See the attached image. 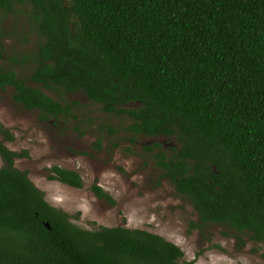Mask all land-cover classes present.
<instances>
[{"label": "trees", "instance_id": "obj_1", "mask_svg": "<svg viewBox=\"0 0 264 264\" xmlns=\"http://www.w3.org/2000/svg\"><path fill=\"white\" fill-rule=\"evenodd\" d=\"M24 3L44 40L26 76L0 62V90L40 121L68 114L46 90L81 91L132 119L128 133L175 139L170 156L156 143L154 160L195 210L192 226L264 247V0H0V11ZM0 135V264H194L144 229L75 225L14 166L27 151L4 144L13 134ZM49 171L83 186L77 171Z\"/></svg>", "mask_w": 264, "mask_h": 264}, {"label": "rangeland", "instance_id": "obj_2", "mask_svg": "<svg viewBox=\"0 0 264 264\" xmlns=\"http://www.w3.org/2000/svg\"><path fill=\"white\" fill-rule=\"evenodd\" d=\"M30 9L24 3L9 13L0 11V62L19 76L31 72L37 46L44 40L29 19ZM46 92L67 105L68 114L40 121L35 110L12 99L13 90L7 87L0 90V126L13 134L14 140L4 142L9 149L27 151L14 166L27 171L45 200L66 212L72 223L88 230L122 226L159 234L182 250L181 260L194 264H264V247L245 234L238 236L223 225L202 230L192 226L198 219L195 210L154 160L155 144L170 156L178 147L175 139L128 133L125 127L132 119L104 112L81 91ZM53 165L77 171L83 186L49 179ZM93 183L111 200L94 196Z\"/></svg>", "mask_w": 264, "mask_h": 264}, {"label": "water", "instance_id": "obj_3", "mask_svg": "<svg viewBox=\"0 0 264 264\" xmlns=\"http://www.w3.org/2000/svg\"><path fill=\"white\" fill-rule=\"evenodd\" d=\"M46 226L48 227V224L46 223Z\"/></svg>", "mask_w": 264, "mask_h": 264}]
</instances>
